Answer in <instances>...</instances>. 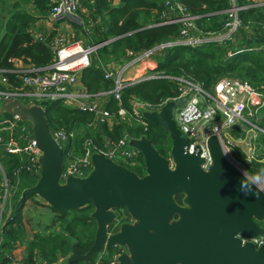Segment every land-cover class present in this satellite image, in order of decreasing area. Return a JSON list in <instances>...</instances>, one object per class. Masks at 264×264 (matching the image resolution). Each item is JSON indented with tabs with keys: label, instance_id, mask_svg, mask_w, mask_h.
Returning a JSON list of instances; mask_svg holds the SVG:
<instances>
[{
	"label": "trees",
	"instance_id": "trees-1",
	"mask_svg": "<svg viewBox=\"0 0 264 264\" xmlns=\"http://www.w3.org/2000/svg\"><path fill=\"white\" fill-rule=\"evenodd\" d=\"M0 0V68L9 67V57H19L34 66H44L51 61L49 46L39 40H33L27 31L30 21L43 15L48 7V0H24L21 3H6ZM27 1L30 5L26 7ZM193 14L194 26L197 30L220 29L225 19V0H179ZM260 0H235L237 4H245L238 11L240 25L233 40L225 43L208 42L197 45L173 44L165 46L153 54L156 62L154 70L164 76L140 79L124 85L120 90L121 102L127 107L129 98L135 96L149 102L174 96L178 93V84L174 77H184L210 90L214 82L222 76L235 77L246 81L252 86L264 82V3ZM84 11L79 13L85 20L87 29H81L72 24L73 29H79L80 36L87 43L109 39L96 48V56L101 61L111 58L122 59L127 48L139 50L155 42L174 38L179 29V23L155 24L160 20L162 0H79ZM246 26V27H245ZM246 30H250L247 32ZM78 32L76 34H78ZM74 36V35H73ZM75 37V36H74ZM76 38V37H75ZM230 54L227 49L235 50ZM94 57L91 64L82 68L80 80L88 93L108 90L112 83L102 77V71L95 66ZM9 81L17 83L12 72L3 71ZM0 82V89H4ZM105 106L114 111L116 103L112 94H108ZM45 113L50 129H63L72 132V137L65 142L62 158L67 152H79L80 142L84 136H95L90 122L94 120L93 113L62 103L59 100H43ZM7 115L5 113L1 116ZM255 123L261 129L256 130L255 142L259 156L251 163L243 160V169L250 174H264V105L257 110ZM23 123V122H22ZM26 124V122L24 121ZM23 123V124H24ZM126 129L131 136L144 133L159 153L169 151L170 139L167 132L156 124L148 121L146 130L130 118ZM124 122H118L108 130L104 124L100 128L113 136L120 135ZM234 130L241 134L237 127ZM238 130V131H237ZM0 165L5 185L0 184V264H48L57 257L70 251V244L77 241L79 251L88 248L93 231V220L89 216L90 205L85 204L74 208H59L48 204L49 209L56 213L52 224L44 227H33L34 232L27 238L23 220L24 200L32 194L25 193L20 197V191L30 186L36 180L37 174L21 167L26 164L24 152L5 150L4 141L11 135L17 140L19 131H1ZM232 153L243 157L240 151L232 146ZM136 173L142 174V157L135 165L130 166ZM20 251L19 258L14 259L13 253ZM18 253V252H17ZM61 264H80L79 260L71 262L62 259Z\"/></svg>",
	"mask_w": 264,
	"mask_h": 264
},
{
	"label": "built area",
	"instance_id": "built-area-1",
	"mask_svg": "<svg viewBox=\"0 0 264 264\" xmlns=\"http://www.w3.org/2000/svg\"><path fill=\"white\" fill-rule=\"evenodd\" d=\"M162 1L163 6L159 14L161 19L155 24L179 23L177 35L172 39L155 42L139 50L127 48L122 59L111 58L104 62L93 54L96 48L108 39L83 43L80 37L75 38L72 32L58 26L66 22L81 29H87L85 20L78 10L79 0H48L46 12L30 21L27 31L33 40L42 41L49 46L52 54L51 61L44 66H34L19 57L11 56L7 59L9 67L0 68V82L5 86L4 89H0V99L15 97L36 103H42L47 99L59 100L64 104L93 113L94 120L88 126H91L96 134L93 137L90 135L83 137L79 152H67L66 157L63 158L62 178L67 174L84 175L91 167L92 152L100 153L129 168L135 165L139 160L140 151L127 143L128 138L131 137L126 129L127 124H131L130 118L132 117L135 124H139L143 130H146L148 120L141 115V111L158 110L165 100H177L179 97H183V100L173 109V119L180 133L188 140L187 150L192 151L196 144L199 145L200 155L204 157L202 165L208 161L205 140L209 134L217 136L226 158L247 175L248 173L242 167L243 160L251 163L259 156L260 151L255 141H246L248 150L243 157L235 156L232 153L234 139L222 130L225 127L235 126L243 132L250 129L253 137L255 136L256 130L261 128L255 124V120L253 123L251 118L256 119L257 110L264 105V82L255 87L235 77L222 76L214 82L210 90H206L190 79L174 77L179 81L176 95L160 99L158 102H149L132 96L129 98L127 107L122 104L120 90L124 85L140 79L164 76L154 70L156 62L153 54L157 50L173 44L197 45L208 42L221 44L227 40H233L240 25L238 11L246 6L237 4L235 0H225L227 2V7L224 9L226 16L221 28L201 31L195 28L193 23L195 16L189 13L183 3L179 0ZM259 3H264V0H260ZM251 48L253 47L227 49V53ZM94 57L96 58L94 65L101 69L102 77L109 79L112 83L111 87L103 92L112 94L116 103L114 111L91 100L94 94L102 92L88 93L80 80V70L90 65ZM3 71L12 72L17 78V83L9 81ZM24 121L17 114L1 116L0 141L3 137L1 131L6 130L7 135H10L12 131H19L17 136L22 139L17 140L10 135L3 143L4 148L11 152H24L27 162L21 167L37 174L38 149L35 139L27 132L28 123L25 121V124ZM118 122H124V124L120 135L117 136L104 132L99 126L104 124L108 130H111ZM50 131L63 148L65 142L73 135L72 132L60 128L50 129ZM0 172L2 173L1 165ZM2 183L5 185L4 177L0 184ZM261 224L262 231L255 237H251L256 245L264 242V218ZM242 238L247 237L242 236ZM51 264H54V261Z\"/></svg>",
	"mask_w": 264,
	"mask_h": 264
},
{
	"label": "water",
	"instance_id": "water-1",
	"mask_svg": "<svg viewBox=\"0 0 264 264\" xmlns=\"http://www.w3.org/2000/svg\"><path fill=\"white\" fill-rule=\"evenodd\" d=\"M182 100L183 97L168 99L158 110L141 111L146 120L163 128L170 139L169 156H163L144 133L128 138L127 143L140 151L143 174L138 175L133 169L92 152L91 167L84 175L67 174L62 178L63 146L51 134L44 104L15 97L0 99V114H17L24 119L28 123L27 132L35 139L38 149L36 180L21 189L20 197L25 193L37 194L50 206L59 208L85 204L91 207L89 216L96 223L93 242L80 252L73 240L65 261L88 262L92 251L105 238V223L111 219V208L118 205L124 206L135 221L125 226L122 223L120 232L108 235L107 244L120 241L124 227L140 224L157 228L166 223L203 225L210 220L221 227V238L236 243L240 240L235 232L257 235L262 231L264 190L226 158L215 134H209L205 140L209 155L205 168L200 165L203 157L199 155L198 144L192 152L187 151L188 140L173 119V109ZM178 191L186 193L188 207L175 204L173 194ZM175 209L179 210V220L171 219L170 214ZM240 250L264 262V242L254 246L245 241ZM123 258L119 256L118 263L125 264L127 261Z\"/></svg>",
	"mask_w": 264,
	"mask_h": 264
},
{
	"label": "flooded vegetation",
	"instance_id": "flooded-vegetation-1",
	"mask_svg": "<svg viewBox=\"0 0 264 264\" xmlns=\"http://www.w3.org/2000/svg\"><path fill=\"white\" fill-rule=\"evenodd\" d=\"M160 154L168 156V152ZM208 162L209 155L205 165H202L204 157L200 165L205 168ZM170 167H172V162ZM142 168L143 174V161ZM186 196L184 191H178L173 194V200L177 206L188 207L189 202L186 200ZM111 211V219L105 223V238L92 251L86 264H115L119 262V256H124V262L127 261L125 264H264L254 255H244L240 250L241 244L245 241H250L254 246H257L251 240V237L256 235H242L235 232L234 235L238 236L240 240L236 243L232 239L221 238V227L209 222L210 220H206L203 225L166 223L157 228L145 224L136 227H124L121 230L120 241L107 244L108 235L120 232L122 223L125 226L126 223L133 224L135 221L122 205L111 208ZM170 215L172 220H179L180 218L178 209L173 210ZM206 217L210 219L209 216ZM92 220L94 228L89 246L93 242L96 227L94 218ZM242 236L247 238L243 239ZM79 262L85 264L83 260H79Z\"/></svg>",
	"mask_w": 264,
	"mask_h": 264
},
{
	"label": "rangeland",
	"instance_id": "rangeland-1",
	"mask_svg": "<svg viewBox=\"0 0 264 264\" xmlns=\"http://www.w3.org/2000/svg\"><path fill=\"white\" fill-rule=\"evenodd\" d=\"M16 1L18 3L22 4V2L24 0H16ZM5 2L8 4L11 2H15V0H6ZM25 5H26V7L29 6L30 1H27V3ZM81 10L84 11L82 4L80 6V11ZM67 24L72 27V24H69V23H67ZM55 25H57V23H55ZM78 30L79 29L74 28L73 35L75 37L80 36V33L78 32ZM77 32H78V34H76ZM80 38L82 39L83 43H87L86 41H88V40L85 39L86 38L85 34H84V37L81 36ZM158 74H162V73H158ZM24 101L27 102V100H25V99H24ZM254 120H255V118H251V121L253 123H254ZM234 127H231V128L225 127L222 131H223V133H226L227 135H229L231 138H234V141H235L236 137H238V139L244 138L242 141H244L245 144H247L246 141H249V142L254 141L255 136L253 137L250 129H247L246 131H244V135H241V134H238L234 130ZM248 127L249 126H247V128ZM233 154L236 156L235 153H233ZM168 156H169V153H168ZM248 175L253 179V181L259 187H261L264 190V174L259 173V174L253 175V174L248 173ZM44 202L45 201L41 197H39L37 194H32L30 197H28L24 200L22 211H23V220H24V224H25V226H24L25 234L29 233L31 235L34 232V229H38V228H33V227H44L47 225L50 226L52 224V222H54L53 217L56 215V213L53 212L51 209H49V207L46 205L47 203L45 204ZM17 252H18L17 254L15 253V258H19L21 255L20 251H17ZM68 253L69 252H67L66 254H68ZM7 264H10V263H7ZM60 264H61V262H60Z\"/></svg>",
	"mask_w": 264,
	"mask_h": 264
},
{
	"label": "crops",
	"instance_id": "crops-1",
	"mask_svg": "<svg viewBox=\"0 0 264 264\" xmlns=\"http://www.w3.org/2000/svg\"><path fill=\"white\" fill-rule=\"evenodd\" d=\"M59 28L61 27V29L63 30H68V32H74V29L73 27H71L70 25H68L66 22H64V24H58ZM81 37V36H79ZM93 55H96V50L94 52ZM107 61V60H106ZM105 62V61H104ZM80 73H81V70H80ZM83 84V83H82ZM102 93H99V94H94L90 99L91 100H95L99 103H101L102 105L105 106L107 100H108V92H103L101 91ZM23 101V100H22ZM243 131V130H242ZM241 135H244V132L241 133ZM255 135H256V132H255ZM234 139V138H233ZM254 141H255V138H254ZM256 144V142H255ZM233 147L236 148V151H240L242 153V155L244 156V154H246V151L248 150V145L244 143V141H242V139H238V137H236L235 141H233ZM0 175H1V172H0ZM42 201V200H41ZM46 204V202H44ZM48 206V204H46ZM26 237L29 238L31 237V235L29 233H26ZM15 253L17 254V252H14L13 254V257L14 259H17L15 258ZM21 253V252H20ZM65 257V255H62V256H59L57 257V259L54 261V264H60V262L62 261V259ZM53 263V262H52ZM10 264H15V260H12L10 262ZM49 264V263H48ZM51 264V263H50Z\"/></svg>",
	"mask_w": 264,
	"mask_h": 264
},
{
	"label": "clouds",
	"instance_id": "clouds-1",
	"mask_svg": "<svg viewBox=\"0 0 264 264\" xmlns=\"http://www.w3.org/2000/svg\"><path fill=\"white\" fill-rule=\"evenodd\" d=\"M256 197L258 198V197H259V195H256Z\"/></svg>",
	"mask_w": 264,
	"mask_h": 264
}]
</instances>
